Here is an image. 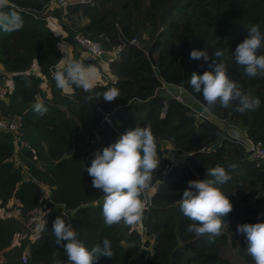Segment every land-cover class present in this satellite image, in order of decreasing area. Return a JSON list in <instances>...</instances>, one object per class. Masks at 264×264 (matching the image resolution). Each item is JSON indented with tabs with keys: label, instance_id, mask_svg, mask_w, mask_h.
<instances>
[{
	"label": "trees",
	"instance_id": "1",
	"mask_svg": "<svg viewBox=\"0 0 264 264\" xmlns=\"http://www.w3.org/2000/svg\"><path fill=\"white\" fill-rule=\"evenodd\" d=\"M52 4L53 0H8L3 9L17 12L23 27L11 33L0 30V65L13 80L5 93L7 99L0 96V114L23 117L25 136L19 152L29 178H23V170L12 160L11 133L0 131V264H68L53 234L57 216L72 225L89 249L102 246L105 238L110 241L112 258L101 256L94 264H254L246 251L245 234L237 226L264 223V166L251 160L223 128L238 127L243 136L264 143V76L247 77L233 56L251 25L259 24L264 35V0H91L69 4L63 15ZM61 17L85 20L77 26L69 22L73 31L99 40L102 46H107L105 37L113 44L119 42L118 28L125 39H139L138 45H126L110 66L111 79L97 83L92 93L95 96L116 87L120 90L116 101L107 102L102 96L87 101L89 94L80 88L65 92L56 87L50 69L55 72L65 62V53L52 20ZM193 50H207L214 59V53L222 51L218 62L245 93L260 99V108L240 113L235 105L208 106L223 122L219 125L161 94V81L183 85L206 105L202 94L190 85L193 72L208 70L202 59L191 58ZM258 55H264V48ZM43 81L50 92L42 87ZM38 99L48 109L43 116L33 111ZM165 105L167 112L161 115ZM102 112L112 113L111 125L101 124ZM149 124L160 166L142 194L146 245H151L152 254L146 261L142 251L137 261L131 258L130 246L139 248L140 234L122 223L111 227L104 223L103 193L92 187L87 172L94 156L81 152L78 144L88 130L89 139L96 133L109 146L126 131ZM161 141H169L177 151L176 159L183 157L184 161L177 163L164 156ZM231 164L237 167L233 170ZM217 165L232 176L219 187L233 211L224 218L219 236L197 237L186 231L192 221L181 212L180 199L188 181L211 178L207 169ZM40 183L50 188V202L43 199L48 209L44 227L32 237L24 232L19 216L26 217L41 200ZM12 205L18 212L1 211ZM23 250L28 255L25 263L21 261Z\"/></svg>",
	"mask_w": 264,
	"mask_h": 264
},
{
	"label": "clouds",
	"instance_id": "2",
	"mask_svg": "<svg viewBox=\"0 0 264 264\" xmlns=\"http://www.w3.org/2000/svg\"><path fill=\"white\" fill-rule=\"evenodd\" d=\"M7 5L8 0H0V30L11 33L23 27V19L15 11L5 12L3 9ZM261 48H264V35L260 25L253 24L248 36L233 52L235 63L244 69L249 78L264 76V55H258ZM60 50L66 53L63 44ZM190 55L192 59H202L207 64L208 70L202 74L193 72L190 79L191 88L195 93L202 94L207 106L219 104L223 108H231L235 105V110L240 113L260 108V99L245 93L236 81L228 77L226 66L218 62L217 58L224 55L222 51L214 53L215 59L209 56L207 50H193ZM62 59L65 62L53 73L56 87L61 91H71L75 86L89 94L85 97L87 101L98 100L102 96L105 101L114 102L120 97V90L116 87L93 96L97 84L95 66H85L81 61L69 59L67 53ZM33 111L43 116L48 109L38 99ZM159 166L157 143L150 124L126 131L116 142L95 152L87 172L92 178V187L103 193L102 215L107 226L122 223L135 227L141 223L145 213L142 194L150 188L153 173ZM236 167L235 164L229 165L233 170ZM207 176L211 178L188 181L179 207L183 215L192 221L186 227L187 232L197 237L207 235L212 239L221 234L225 227L224 218L233 211L232 203L219 187L228 183L232 176L219 165L207 169ZM237 231L245 234L246 251L254 264H264V223L238 225ZM53 234L56 244L64 249L68 264H94L101 256L112 258L114 255L107 238L103 240L102 246L86 247L77 238L72 225L60 216L53 221ZM57 264L63 262L58 261Z\"/></svg>",
	"mask_w": 264,
	"mask_h": 264
},
{
	"label": "built area",
	"instance_id": "3",
	"mask_svg": "<svg viewBox=\"0 0 264 264\" xmlns=\"http://www.w3.org/2000/svg\"><path fill=\"white\" fill-rule=\"evenodd\" d=\"M90 2L91 0H53V4L51 8L53 7H59L62 9V15L66 12V8L69 4L75 3V2ZM68 29L63 33L59 30L56 31V36L59 37L61 42L64 44V46L67 48L72 43L75 44L79 49L83 50L91 60H97L99 63H103L106 67L105 69V79L109 80L111 79L110 74V66L113 63V61L117 60L123 49L126 47L127 44L130 45H138L139 39H137L136 36L125 39V36L122 34L120 29L118 28L117 35L119 42L116 44H113L109 37H105V41L107 43V46H102L99 40L92 39L90 37H87L83 35L80 32L73 31V28L70 24V22L66 23ZM57 33H60L61 35H58ZM72 34V40H69V36ZM54 70L50 69V75L53 76ZM10 78V73L3 71L0 69V96L2 97L5 95V91L8 90L9 85L8 81ZM159 91L161 94L170 96L171 98L175 99L177 102L181 103L182 105L190 108L192 112L200 118L207 119L209 121H213L216 124H219L220 118L219 116L214 113L207 105L201 103L197 97L192 95L191 93L187 92V90L184 88L183 85L178 84H169L161 81L159 86ZM207 109V110H206ZM167 112V106H163L161 109V115H164ZM110 113L102 112L103 119L101 120V124L108 123L111 125V121L109 119ZM220 125V124H219ZM229 126V125H228ZM226 126L223 128L232 139L236 141L239 145H241L242 148L245 149V151L248 152L249 158L256 163L264 166V143L262 140H255L247 136H243V134H238L236 132L231 133L230 129H228ZM0 131L2 132H9L12 135V145L14 152L12 154V160L15 163L17 167H20L23 170L24 174H29V172L26 171V167L24 166L21 155H20V147L24 144V131H23V117L22 115H15L10 117H4L0 114ZM95 136H92V140H90V145L92 144V148L87 147L88 140L80 141L79 148L81 152H91L94 156L96 151H101L100 149L107 147L100 139L99 135L94 133ZM122 135V134H121ZM167 141H162L161 144H166ZM82 144V145H80ZM87 149V150H86ZM95 151H94V150ZM86 150V151H85ZM168 150V148H166ZM181 161H184V158L182 157L177 161V163H180ZM29 176V175H28ZM197 180H203V179H197ZM41 193L42 195L47 194V202H50V188L47 185L41 184ZM45 198V199H46ZM46 203L43 202V200H40L35 207L34 210H32L25 220V224L27 226V233H31L35 237L38 232L41 229L42 223L45 220L46 212H48V209L45 208ZM63 206V205H61ZM64 208V206H63ZM64 211V210H63ZM139 234H140V246L137 248L138 254L142 251H144V260H148L150 255L152 254V248L151 245H146V239L148 238L146 235V228L143 223V220L141 223L133 227ZM140 255V254H139ZM28 255L26 250H23L21 253V261L25 263L27 261Z\"/></svg>",
	"mask_w": 264,
	"mask_h": 264
},
{
	"label": "rangeland",
	"instance_id": "4",
	"mask_svg": "<svg viewBox=\"0 0 264 264\" xmlns=\"http://www.w3.org/2000/svg\"><path fill=\"white\" fill-rule=\"evenodd\" d=\"M69 21H71V22H74L75 23V25L77 26V25H79V24H81L80 22H77L75 19L73 20V19H71L70 17L68 18V17H66V18H63L62 19V17L60 18V19H58V18H54L53 20H52V24H53V27H54V29H58V30H60L61 32H65V27H64V25L67 23V22H69ZM144 39H146V37L144 38ZM139 43V42H138ZM141 44H143V42L141 43ZM81 51H83V50H81ZM84 52V51H83ZM89 58V57H88ZM85 65H94L95 66V68L97 69V71H99L100 72V76H97V83H102V82H104V79H105V76H104V72H105V69H106V67H105V65L103 64V63H99L97 60H91V59H89L88 60V62H85ZM101 80V82H98V81H100ZM7 91H9V88H8V90H6L5 91V93L7 92ZM47 91H49L50 92V86H49V84L47 85ZM4 99L6 98V95H4V96H2ZM7 99V98H6ZM0 105H1V103H0ZM220 125H222L223 124V122H218ZM228 129H230V131H231V133H234V132H236V133H238V134H241V129L240 128H238V127H230V126H228L227 127ZM25 134V133H24ZM91 135H90V131L88 130L87 131V133L84 135V137H83V140H88V143H87V147L88 148H92V144L90 145V140H92V138H90V140H89V137H90ZM80 140H82V139H80ZM161 143H162V141H161ZM80 145H82V144H80ZM78 147V146H77ZM166 148H168V150H166ZM87 150V149H86ZM85 150V151H86ZM94 150V149H93ZM161 150H163L164 151V156H168V157H170V159H171V161H173V162H175V160H179V159H176V154H177V151L176 150H174V149H172V145L169 143V141H167L166 142V144H161ZM95 151V150H94ZM84 162V161H83ZM23 178L24 179H28L29 178V176L27 175V174H24L23 175ZM43 194V193H42ZM41 194V196H40V199L41 200H43L44 198H46L47 197V194H45L44 193V195H42ZM7 210V211H6ZM8 210H11V211H9L8 212ZM34 210V209H33ZM1 211H4V213H7V214H9V213H14L13 211H16V212H18V207L16 206V205H12V206H8V207H6V209H1ZM31 212V211H30ZM29 212V213H30ZM28 213V214H29ZM16 214V213H15ZM28 214H27V216H28ZM17 215V214H16ZM19 216V215H18ZM27 216L26 217H20L19 216V219H20V222L22 223V225H23V227H24V232H26L27 230V226H26V224H25V220L27 219ZM146 240H148V238L146 239ZM130 248H132L131 249V252H132V256H131V258L134 260H137V261H139V259H140V256H139V254H138V252H137V249L135 248V247H133V246H130Z\"/></svg>",
	"mask_w": 264,
	"mask_h": 264
},
{
	"label": "crops",
	"instance_id": "5",
	"mask_svg": "<svg viewBox=\"0 0 264 264\" xmlns=\"http://www.w3.org/2000/svg\"><path fill=\"white\" fill-rule=\"evenodd\" d=\"M84 22H85V20H80V23H84ZM59 31H60V30H59ZM65 52L67 53L69 59L78 60V61L83 62L84 64H85V62H88V60H89L88 55H87L85 52L81 51V49L77 48L76 46H74V45H72V44L69 45V46L66 48ZM66 53H65V56H66ZM85 66H89V65H85ZM0 69H2V70L4 71V69H3V67H2L1 65H0ZM105 72H106V71H105ZM105 72H104V73H105ZM97 76H100V72H99V71H97ZM10 79H11V78H10ZM98 82H101V80L98 81ZM12 83H13V80H9V81H8V85H9V86H10ZM47 85H48L47 81H43V83H42V87L45 88L46 90H47ZM48 92H49V91H48ZM65 92H67V91H65ZM3 96H4V95H3ZM1 98H3V97H1ZM3 100H5V99H3Z\"/></svg>",
	"mask_w": 264,
	"mask_h": 264
},
{
	"label": "water",
	"instance_id": "6",
	"mask_svg": "<svg viewBox=\"0 0 264 264\" xmlns=\"http://www.w3.org/2000/svg\"><path fill=\"white\" fill-rule=\"evenodd\" d=\"M69 40H72V34H70ZM108 116H109V118H111L112 114H109Z\"/></svg>",
	"mask_w": 264,
	"mask_h": 264
}]
</instances>
